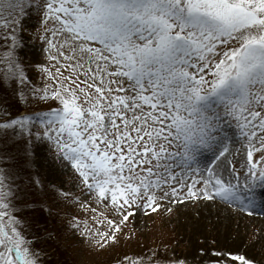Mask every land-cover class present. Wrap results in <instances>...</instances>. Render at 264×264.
<instances>
[{"label":"snow or ice","instance_id":"snow-or-ice-1","mask_svg":"<svg viewBox=\"0 0 264 264\" xmlns=\"http://www.w3.org/2000/svg\"><path fill=\"white\" fill-rule=\"evenodd\" d=\"M0 93V264L67 233L109 264H190L149 220L264 215V0H0ZM251 235L199 264H264Z\"/></svg>","mask_w":264,"mask_h":264},{"label":"rangeland","instance_id":"rangeland-1","mask_svg":"<svg viewBox=\"0 0 264 264\" xmlns=\"http://www.w3.org/2000/svg\"><path fill=\"white\" fill-rule=\"evenodd\" d=\"M3 93H0V96H3ZM9 103H14L13 101L9 100ZM16 108L19 110H23L20 105H16ZM44 176L48 180H53L56 183H59V181L56 179L55 176H50L47 171L44 172ZM64 179H67V177H64ZM67 187V185H66ZM56 211L55 209L53 210ZM27 215H39V210H37L35 213L33 211H29L26 213ZM179 215V218L175 215L171 217V222L169 223V218L166 216H158L155 217L154 221L149 220L148 221V227L151 229L150 235H159L161 232L165 234L166 238H173L174 235L178 233V235L182 238V243L179 246V250L189 256L190 258V264H199V258L198 256H195L197 254H193L192 252H189V244L190 240L186 237V229L182 226L181 223V216ZM44 218L47 219V214H44ZM253 218H259L264 219V215L259 214V209H257V214L253 216ZM244 228L242 229V236L244 237L247 235L249 240H252V233L255 232L259 234L260 232V226L257 224H254L250 226V222L247 220V222L244 224ZM59 224L56 220H49L48 221V227L51 231L53 228H59ZM250 226V227H249ZM177 229V233H173V228ZM46 235V234H45ZM211 241V239L203 238L202 243ZM176 241L173 239V243ZM196 243V240L194 242ZM46 252V261L47 264H109V261L112 260V258L116 255L115 252H109L105 253L104 255H96L94 253H90L86 247L81 245L78 241L71 239V234H61L60 236V242L56 243L53 241H49L46 244L41 245ZM249 253L251 255H254L257 257V259L260 258L261 252H260V246L255 248H250Z\"/></svg>","mask_w":264,"mask_h":264},{"label":"bare ground","instance_id":"bare-ground-1","mask_svg":"<svg viewBox=\"0 0 264 264\" xmlns=\"http://www.w3.org/2000/svg\"><path fill=\"white\" fill-rule=\"evenodd\" d=\"M181 223L186 229V237L189 238V252L197 254V250L201 247L202 239H215L221 244L226 241L231 242L233 237L237 234L242 236V229L247 220L250 222V226L257 224L260 229L264 227V219L251 218L245 219L242 222L237 223V218L222 219L216 216V209L212 208H200V206L190 207L181 211ZM226 215V214H225ZM249 226V227H250ZM196 240V243L195 242ZM260 246L257 244L256 247ZM197 256V255H195Z\"/></svg>","mask_w":264,"mask_h":264}]
</instances>
